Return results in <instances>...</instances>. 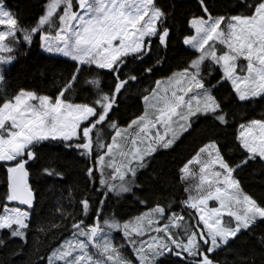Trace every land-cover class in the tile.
I'll return each instance as SVG.
<instances>
[{
    "label": "snow or ice",
    "instance_id": "snow-or-ice-1",
    "mask_svg": "<svg viewBox=\"0 0 264 264\" xmlns=\"http://www.w3.org/2000/svg\"><path fill=\"white\" fill-rule=\"evenodd\" d=\"M197 6L200 14L187 21L193 34L181 38L193 57L140 89L142 111L122 123L118 113L130 86L167 63L159 53L173 39L170 5L162 0H42L28 23L11 0H0V162L7 165L0 231L28 241L36 201L28 182L30 166L44 180L66 179L69 166L44 148L59 146L83 159L81 171L91 186L79 199L71 187L59 190V222L50 221L47 231L68 230L70 236L45 256L37 251V264H132L123 255L126 248L136 264H166L169 256L182 264H264V199L243 193L236 178L251 165L264 168V111L259 118L238 116L249 107L253 113L264 109V0L220 6L197 0ZM33 39L49 59L70 60L73 70L54 81L50 95L23 87L8 92L10 69L18 62L15 45L31 47ZM146 63L138 70L140 78L134 70L124 71L129 64ZM54 69L49 70L55 76ZM85 69L107 70L112 83L102 85L96 74L85 77ZM76 89L78 99L87 93L84 102L71 98ZM200 121L209 134L176 169L186 194L178 205L184 211L176 212L138 181L156 156L172 150ZM103 128L110 130L107 137L101 135ZM229 128L234 129L231 140ZM125 195L151 206L128 220L106 210L110 199ZM65 199L75 214L61 211ZM209 201L218 206L208 207ZM9 202L27 208H10ZM113 233L123 243L115 242ZM244 236L254 240L248 249L238 245ZM225 251L231 261L219 259ZM22 253L18 248L11 255Z\"/></svg>",
    "mask_w": 264,
    "mask_h": 264
},
{
    "label": "trees",
    "instance_id": "trees-1",
    "mask_svg": "<svg viewBox=\"0 0 264 264\" xmlns=\"http://www.w3.org/2000/svg\"><path fill=\"white\" fill-rule=\"evenodd\" d=\"M163 3L170 5V25L172 27L173 39L166 52L161 51V56H166L167 63L163 65L158 71H155L151 76L141 77L139 69L148 66L129 64L125 72L134 70L140 78L139 83H133L130 89L122 97L123 103L120 104L118 116L123 123L134 115H138L142 111V103L137 99L140 89L147 87L152 79H159L170 74L171 71L177 70V65L183 64L185 61L193 57L194 50L187 48L181 42L183 35L193 34L189 32V25L187 21L194 15H199L197 0H162ZM230 0H215L217 6H220ZM42 0H11V4L15 7L14 11L20 12L26 22L30 23L39 11V5ZM215 14V13H213ZM17 63L10 69L8 77L7 91L11 92L16 88L23 87L38 90L41 94H52L57 84L54 81H59L62 76H68L73 70L72 62L65 58L58 60H51L48 55L43 53L38 47L36 39H33L31 47L25 46L23 43L17 44ZM26 53V55H25ZM150 63V62H149ZM52 65H55V76L53 71H50ZM107 70H97L96 73L90 72L88 69L84 70V76L91 78L96 74L101 77L102 85L112 83V77L106 75ZM105 91L107 88L105 87ZM79 89L74 90L70 94L74 102H84L83 96L87 93L80 94L81 98H77ZM264 111L262 108H257L253 113L251 107L240 110L239 117L248 116L249 118H259V113ZM243 122V121H241ZM106 130L107 135L110 130ZM234 129H228V139L231 140ZM209 134L208 125L206 122L200 121L193 125L189 134H185L174 146L172 150L162 151L152 162L151 167L140 175L138 183L143 184L146 188H150L162 203L169 202L173 205V211L182 212L178 205L181 201L186 199V194L183 191L182 185L176 180L175 173L180 161L189 157L194 149L204 140V137ZM223 139V133H220ZM229 147L231 145L229 144ZM43 152L50 156H59L62 161L69 167L67 170L66 179L63 182L44 180L35 174V165L29 167V184L33 187L36 193L35 208L31 214L30 230L28 233L27 243H23L19 238H8L6 231H0V239L4 240V245L0 246V261L4 264H37V251L40 256L56 247V244L63 238L69 237L70 232L63 230L61 232L52 233L47 231L50 221L59 222L56 216V200L60 196V189H73V197L80 198L81 191H89L91 186L86 185L85 179L81 169L84 167L83 159L76 158L75 153L66 154L62 152L59 146H52L44 148ZM6 167L3 162H0V209H2L5 201L7 191V174ZM155 174L156 179H150V175ZM236 178L240 180V186L244 193L252 196L258 202L264 199V168L260 165H251L248 168L242 169ZM56 188H53V185ZM98 187V185H97ZM67 196V193H64ZM138 195H141L138 193ZM143 198V197H142ZM9 202V205H13ZM67 199L63 200L60 205L61 211L71 212L75 214V207H68ZM151 206V202L147 206L137 204L132 198L127 195L122 198H112L108 201L106 210L116 212L123 219L128 220L138 216L140 213L147 211V207ZM187 212H190L189 209ZM187 219V216H185ZM87 223V221H86ZM44 228L45 231H40ZM258 235V233H257ZM254 240L248 236H244L238 242L239 247L243 249L250 248ZM235 247V246H234ZM23 248V253L19 256H13L11 253ZM219 259L231 261L233 256L228 252H220ZM166 264H182L181 259L175 256L166 258Z\"/></svg>",
    "mask_w": 264,
    "mask_h": 264
},
{
    "label": "rangeland",
    "instance_id": "rangeland-1",
    "mask_svg": "<svg viewBox=\"0 0 264 264\" xmlns=\"http://www.w3.org/2000/svg\"><path fill=\"white\" fill-rule=\"evenodd\" d=\"M15 47H17V45H15ZM42 51V50H41ZM44 53V52H43ZM46 54V53H45ZM48 55V54H47ZM66 59V58H65ZM101 135L104 136V137H107V131L104 130V129H101ZM241 187V186H240ZM242 190V189H241ZM243 191V190H242ZM244 193V192H243ZM195 194V193H193ZM246 194V193H245ZM126 196V195H125ZM122 198V197H121ZM14 204L13 205H9V207H18L15 202H13ZM217 203L215 201H209V204H208V207H217ZM23 209V208H22ZM189 213H191L193 210L189 209ZM146 212V211H145ZM225 219H227V217H225ZM113 238L115 240V242L117 243H123L122 239H121V236L116 234V233H113ZM123 255L126 256L128 259L132 260V264H136V261H135V258L133 257L132 255V252H131V249H125L124 252H123Z\"/></svg>",
    "mask_w": 264,
    "mask_h": 264
},
{
    "label": "water",
    "instance_id": "water-1",
    "mask_svg": "<svg viewBox=\"0 0 264 264\" xmlns=\"http://www.w3.org/2000/svg\"><path fill=\"white\" fill-rule=\"evenodd\" d=\"M26 167H28V166L26 165ZM28 182H29V180H28ZM15 204H16L18 207H21V208H23V209H26V208H27L26 205H21V204H19L18 202H15Z\"/></svg>",
    "mask_w": 264,
    "mask_h": 264
}]
</instances>
